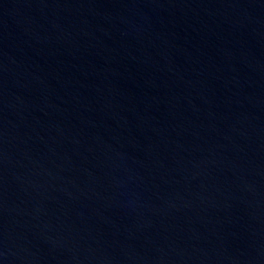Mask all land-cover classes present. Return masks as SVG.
Returning <instances> with one entry per match:
<instances>
[{
    "label": "water",
    "instance_id": "water-1",
    "mask_svg": "<svg viewBox=\"0 0 264 264\" xmlns=\"http://www.w3.org/2000/svg\"><path fill=\"white\" fill-rule=\"evenodd\" d=\"M0 264H264V0H0Z\"/></svg>",
    "mask_w": 264,
    "mask_h": 264
}]
</instances>
